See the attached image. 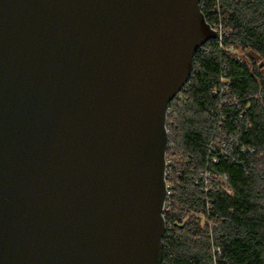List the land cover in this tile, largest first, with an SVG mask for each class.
<instances>
[{
    "label": "water",
    "instance_id": "1",
    "mask_svg": "<svg viewBox=\"0 0 264 264\" xmlns=\"http://www.w3.org/2000/svg\"><path fill=\"white\" fill-rule=\"evenodd\" d=\"M200 1L0 0V264H162Z\"/></svg>",
    "mask_w": 264,
    "mask_h": 264
},
{
    "label": "trees",
    "instance_id": "2",
    "mask_svg": "<svg viewBox=\"0 0 264 264\" xmlns=\"http://www.w3.org/2000/svg\"><path fill=\"white\" fill-rule=\"evenodd\" d=\"M200 7L223 34L195 51L190 78L169 103L161 260L264 264V0H201ZM220 130L245 147L235 148V160L212 151ZM207 168L228 173L233 192L206 191Z\"/></svg>",
    "mask_w": 264,
    "mask_h": 264
},
{
    "label": "built area",
    "instance_id": "3",
    "mask_svg": "<svg viewBox=\"0 0 264 264\" xmlns=\"http://www.w3.org/2000/svg\"><path fill=\"white\" fill-rule=\"evenodd\" d=\"M213 27L217 31V37H221L223 34L222 29L217 28L215 26H213ZM228 89H229V81L222 79V87H221L222 95L226 94L228 92ZM235 103H238V101L235 100ZM170 114H172V110L170 109V106H168L167 120H166L167 130H168V117ZM242 115L243 114H241V116ZM219 132L220 133H218V137H216L211 143L212 151L215 154L218 152V154L220 156H223V157H225V156L226 157H233V159L235 160V156H234L235 148H240L241 151H244L245 147L241 146V144L239 143V137L238 136H236L234 134H231L229 136L225 135L224 132H222L221 130ZM168 145H169V131H168ZM248 148L250 150H253L250 147H248ZM167 149H168V147H167ZM166 158H167V153H166ZM213 161L217 162L218 157L214 155ZM167 165H168V160H167ZM165 179L167 182V194H166V198H165V202H164V210H163L164 217H165L164 211H165L167 204L169 203V199H170V195H171V190L169 188V184H168V180H167V166H166ZM201 179H202V181H204L203 186L206 189V191L213 189V188H216L217 190H223V191H226L228 193L233 192L231 184H230L228 173H222V174L210 173L209 169L207 168L206 170L201 172ZM196 183H199V180H196ZM217 249H219V248H217Z\"/></svg>",
    "mask_w": 264,
    "mask_h": 264
},
{
    "label": "rangeland",
    "instance_id": "4",
    "mask_svg": "<svg viewBox=\"0 0 264 264\" xmlns=\"http://www.w3.org/2000/svg\"><path fill=\"white\" fill-rule=\"evenodd\" d=\"M239 54H241V52H239Z\"/></svg>",
    "mask_w": 264,
    "mask_h": 264
}]
</instances>
